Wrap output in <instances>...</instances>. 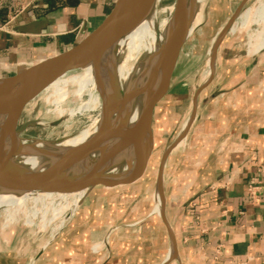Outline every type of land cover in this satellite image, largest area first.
I'll return each mask as SVG.
<instances>
[{
	"label": "crops",
	"instance_id": "obj_1",
	"mask_svg": "<svg viewBox=\"0 0 264 264\" xmlns=\"http://www.w3.org/2000/svg\"><path fill=\"white\" fill-rule=\"evenodd\" d=\"M115 2L0 0V79L74 46ZM236 43L221 39L214 74L201 86L189 82L192 92H186L184 70L176 76L177 63L152 126L162 136L178 130L182 113L191 121L185 134L186 122L178 130L160 163L162 215L122 224L114 238L105 236L104 252L89 251L88 264H264V48L243 54ZM6 100L1 92L0 134ZM257 177L262 190L252 196L248 185ZM111 202L113 212L119 203ZM86 253L73 244L62 264H81Z\"/></svg>",
	"mask_w": 264,
	"mask_h": 264
},
{
	"label": "rangeland",
	"instance_id": "obj_2",
	"mask_svg": "<svg viewBox=\"0 0 264 264\" xmlns=\"http://www.w3.org/2000/svg\"><path fill=\"white\" fill-rule=\"evenodd\" d=\"M243 1L206 0L202 22L187 38L179 57L176 76H179L180 70H184L183 83L187 85L186 92H192L189 82L194 83L195 86H201L214 74L216 57L220 49V45H217L218 39ZM262 3L264 5V0H247L222 36V41L236 40V47L240 45L238 50H241L243 54L261 49L259 47L254 50L257 45L252 46V37L257 36L264 26V10L262 12L258 10ZM175 4L176 0H160L157 4V9L162 11L159 18L171 19L172 14L169 10ZM21 7L22 5L17 8V13L22 12ZM248 13L250 18L243 24ZM200 20L201 18L195 23ZM210 69L213 72L210 73ZM185 77L191 78L186 82ZM59 79H62L64 84H56L55 82ZM59 79L46 87L24 109L18 128L25 124L29 125L18 135L21 142L45 141L48 144L60 145L79 137L85 131L92 133L96 123L100 121L101 108L108 102L105 105L102 104L97 91V82L88 80L84 68L71 71ZM107 95L109 98L112 96L108 86ZM189 99L190 97L184 102L185 111L188 110ZM165 101L166 99L162 102ZM159 107L160 105L156 109L157 113ZM182 114L184 116L179 115L180 118L177 121L179 132L188 119L185 112ZM6 118L10 119L9 115L6 114ZM171 119L174 120L173 116ZM178 130L172 133L167 131V134L160 136L155 123L153 126L151 124L152 152L142 177L133 184L114 188L93 187L86 191L79 206L75 208L71 205L79 200V195L68 199L55 196L43 204L27 201L23 203L22 209L14 219L7 218L5 210H1L0 264H62L67 252H71L73 244L81 249V253L87 252L86 255L80 256V261L81 264H88L89 251L92 254L104 252L105 236L114 238L122 224L131 222L132 218L141 220L143 216L146 218L149 214L151 218H157L159 216L156 210L158 170L163 154L176 138ZM181 148L183 150V145ZM90 159L86 167L84 164L82 167H90L95 160L93 157ZM133 161L135 158L133 159L132 156L113 160L108 165L107 172L115 170L118 175L127 176L133 170ZM115 199L119 206L116 210L113 207L114 211L111 212V201ZM112 214L113 218H111ZM60 232L64 234V237L60 235L57 239ZM96 245H99L98 251L93 250ZM43 252L48 253V256L46 254L41 256ZM48 258L54 259L49 262Z\"/></svg>",
	"mask_w": 264,
	"mask_h": 264
},
{
	"label": "bare ground",
	"instance_id": "obj_3",
	"mask_svg": "<svg viewBox=\"0 0 264 264\" xmlns=\"http://www.w3.org/2000/svg\"><path fill=\"white\" fill-rule=\"evenodd\" d=\"M159 1L160 0L155 1L153 8L146 17L133 31L118 42L115 49L93 59L82 67L88 75V80L97 82V91L102 100V104L105 105L108 102L101 108V118L100 121L96 123L93 132L89 133L85 131L79 137L67 142L65 141V143L60 145L48 144L45 141H37L34 143L21 142L19 138L16 137L12 151L15 153L16 157L6 167L3 176L5 181L12 179L25 180L28 177L45 173L66 163L71 153L76 148L88 142L100 131L104 120V114L109 122L108 130L111 136L125 134L126 131L137 122L144 110L147 100L159 84L167 67L171 20L175 11V6L169 10L172 14H169L171 19L162 20L159 18L162 11L157 9ZM184 1L182 16L187 40L202 22L206 0ZM263 7L264 5L262 3L258 10L262 12V10H264ZM200 18V22L195 23ZM249 18L250 13L245 16L243 24L247 23ZM260 30L262 31H259L260 33H258L257 36L252 37V46L257 45L254 50H257V48L259 49V47H264V26ZM258 41L261 42L258 43ZM218 42H220L219 39ZM218 42L217 45L219 44ZM211 63L209 65L212 67ZM211 71L212 69H210L209 72L211 73ZM62 79L57 80L55 83L59 85L64 84L63 81H61ZM107 86L112 93L110 98L107 95ZM30 104L31 102L28 103L27 106ZM189 124L190 121L186 122L185 126H183V134H185V130L189 127ZM150 129L151 126L146 129L136 143L137 156L142 159L144 158V160H146V165L152 152L153 141ZM131 146L130 142L127 141L123 143H113L112 145L97 146L92 149V155L84 159L83 164L85 167L87 163L91 161L90 157L95 159L90 167L75 168L62 177L61 181H68L76 176L85 175V173L89 174V176L96 177L100 173L98 166H107L113 160L124 156L127 158L128 156H132L134 159L135 152L131 149ZM97 162H99V165L95 167ZM133 166V170L129 174L132 177L136 175L138 171L136 160L133 161ZM89 170L90 172L88 173ZM113 171H110V173L107 172L106 174L118 175L113 173ZM86 191L87 190H80L70 193H51L42 191L22 192L0 186V211L5 210L4 213L6 217L14 219L16 214L22 209L23 203L27 201L33 204H43L45 201L55 196L68 199L72 196L79 195V200L76 199V203L71 205V207L74 206L75 208L79 206ZM156 200V210L162 215L164 198L160 189L156 193Z\"/></svg>",
	"mask_w": 264,
	"mask_h": 264
},
{
	"label": "water",
	"instance_id": "obj_4",
	"mask_svg": "<svg viewBox=\"0 0 264 264\" xmlns=\"http://www.w3.org/2000/svg\"><path fill=\"white\" fill-rule=\"evenodd\" d=\"M155 1L116 0L112 10L103 21L74 46L56 56L42 60L29 67L21 68L13 76L0 79V93L4 92L7 95L5 115H9L10 118L7 119L4 115L2 134L0 135V186L22 192L70 193L89 190L98 186L107 188L126 186L135 183L142 177L146 168V160L137 156L136 143L146 129L151 126L155 107L168 93L182 48L185 45L186 32L184 30L182 16L184 0H176L175 11L171 20L166 70L154 92L147 100L141 116L125 134L109 135V122L104 114L100 131L88 142L76 148L71 153L68 161L63 165L55 167L45 173L28 177L25 180L12 179L5 181L3 179L6 167L16 157L15 153L12 152L14 140L29 125L25 124L18 128V122L27 104L33 101L55 80L71 71L81 69L93 59L115 49L118 42L133 31L146 17L153 8ZM246 1L244 0L242 2L227 26L222 30L219 41H221V37L225 34ZM126 141L132 145L131 149L135 152L136 167H138L137 174L133 177L130 175L106 174L109 166L101 165L98 166L100 173L96 177L89 176V174L85 173V175L76 176L68 181H61L62 177L70 171L82 167L84 159L92 155V149L95 147ZM168 151H166V154ZM97 165H99V162H97L95 167Z\"/></svg>",
	"mask_w": 264,
	"mask_h": 264
},
{
	"label": "built area",
	"instance_id": "obj_5",
	"mask_svg": "<svg viewBox=\"0 0 264 264\" xmlns=\"http://www.w3.org/2000/svg\"><path fill=\"white\" fill-rule=\"evenodd\" d=\"M37 1V0H34ZM30 3H28L26 6L22 5L21 10H25V8L29 7ZM262 180L260 177L257 178H252L251 182L248 185V192L254 196L258 193H260V191L262 190Z\"/></svg>",
	"mask_w": 264,
	"mask_h": 264
},
{
	"label": "trees",
	"instance_id": "obj_6",
	"mask_svg": "<svg viewBox=\"0 0 264 264\" xmlns=\"http://www.w3.org/2000/svg\"><path fill=\"white\" fill-rule=\"evenodd\" d=\"M3 16V14H0V18Z\"/></svg>",
	"mask_w": 264,
	"mask_h": 264
}]
</instances>
